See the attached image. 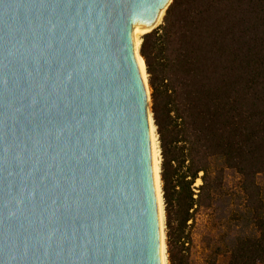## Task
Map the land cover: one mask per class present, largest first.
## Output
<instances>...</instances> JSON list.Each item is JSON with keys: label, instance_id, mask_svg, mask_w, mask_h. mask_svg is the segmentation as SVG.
I'll return each mask as SVG.
<instances>
[{"label": "water", "instance_id": "water-1", "mask_svg": "<svg viewBox=\"0 0 264 264\" xmlns=\"http://www.w3.org/2000/svg\"><path fill=\"white\" fill-rule=\"evenodd\" d=\"M171 2L0 0V264H162L132 31Z\"/></svg>", "mask_w": 264, "mask_h": 264}, {"label": "trees", "instance_id": "trees-1", "mask_svg": "<svg viewBox=\"0 0 264 264\" xmlns=\"http://www.w3.org/2000/svg\"><path fill=\"white\" fill-rule=\"evenodd\" d=\"M139 54L168 264H264V0H172Z\"/></svg>", "mask_w": 264, "mask_h": 264}, {"label": "bare ground", "instance_id": "bare-ground-1", "mask_svg": "<svg viewBox=\"0 0 264 264\" xmlns=\"http://www.w3.org/2000/svg\"><path fill=\"white\" fill-rule=\"evenodd\" d=\"M162 14L163 13L160 14L159 18L155 22V26H157L161 22ZM142 34L143 32L139 28L137 27L133 28L132 37H133L136 51L138 50L140 46L139 39L142 36ZM137 62H138L141 77L143 78V82L145 83V86H146L145 67L143 64V60L138 56V54H137ZM149 126H150L151 162H152V169H153V174H154L155 192H156V199H157V204H158V209H159V221H160V229H161V258H162V264H166L164 233L162 234L164 213H163L162 198H161V191H160V180H159V165H160L159 149L157 145L156 135L154 133L155 129H154V126L152 124V120L150 117H149Z\"/></svg>", "mask_w": 264, "mask_h": 264}, {"label": "rangeland", "instance_id": "rangeland-1", "mask_svg": "<svg viewBox=\"0 0 264 264\" xmlns=\"http://www.w3.org/2000/svg\"><path fill=\"white\" fill-rule=\"evenodd\" d=\"M141 38V37H140ZM140 40V39H139ZM139 49V48H138ZM149 92H150V89L148 90ZM151 111H150V102H149V113H150ZM155 129V128H154ZM154 133H155V131H154ZM155 135H156V133H155ZM156 139H157V136H156ZM157 145H158V142H157ZM158 149H159V147H158ZM159 161H160V156H159ZM257 179H258V183H259V185L262 187V189H264V174H261V175H259L258 177H257ZM163 206V205H162ZM163 209H164V206H163ZM165 255H166V264H168V261H167V254L165 253ZM228 256H220L219 258H218V261H217V264H228Z\"/></svg>", "mask_w": 264, "mask_h": 264}]
</instances>
